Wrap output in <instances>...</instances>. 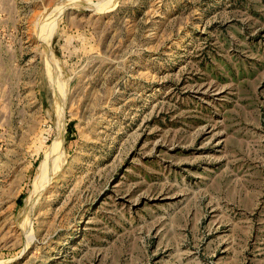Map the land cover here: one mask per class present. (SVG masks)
<instances>
[{"label": "rangeland", "instance_id": "rangeland-1", "mask_svg": "<svg viewBox=\"0 0 264 264\" xmlns=\"http://www.w3.org/2000/svg\"><path fill=\"white\" fill-rule=\"evenodd\" d=\"M0 264H264V0H0Z\"/></svg>", "mask_w": 264, "mask_h": 264}, {"label": "bare ground", "instance_id": "bare-ground-1", "mask_svg": "<svg viewBox=\"0 0 264 264\" xmlns=\"http://www.w3.org/2000/svg\"><path fill=\"white\" fill-rule=\"evenodd\" d=\"M105 5V4H104ZM102 9V8H101ZM100 9V10H101ZM105 9V8H104ZM103 11V10H102ZM58 154V153H57ZM57 156V155H56ZM62 158V157H61ZM64 158V157H63ZM60 160V159H59ZM54 161H52V163H53ZM60 167V166H59ZM45 188V187H44ZM38 191H40V190H38ZM36 194V193H35ZM38 194V193H37ZM35 198V197H34ZM32 203V202H31Z\"/></svg>", "mask_w": 264, "mask_h": 264}]
</instances>
